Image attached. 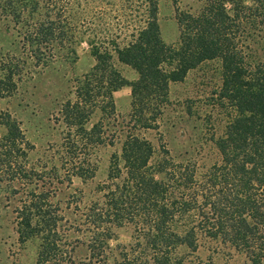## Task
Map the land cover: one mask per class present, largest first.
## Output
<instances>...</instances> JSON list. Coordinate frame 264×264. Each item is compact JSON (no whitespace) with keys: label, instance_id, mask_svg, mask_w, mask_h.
Returning <instances> with one entry per match:
<instances>
[{"label":"trees","instance_id":"16d2710c","mask_svg":"<svg viewBox=\"0 0 264 264\" xmlns=\"http://www.w3.org/2000/svg\"><path fill=\"white\" fill-rule=\"evenodd\" d=\"M160 1L0 0V17L22 26L20 55L0 60V99L13 96L32 69L58 61L73 66L77 47L90 48L94 66L74 79L73 97L57 113L66 131L59 162L67 178L88 177L87 148L114 145L100 134L116 120L114 94L131 91L120 150L73 229L85 234L80 257L54 200V182L62 183L56 169L30 168L33 147L15 119L0 116V184L10 198L20 195L12 208L16 233L22 243L39 242L35 264H183L178 249L195 253L206 245L264 263V0H187L183 6L173 0L179 35L173 45L161 37ZM211 61L220 65L215 105L225 120L208 139L219 162L198 173L194 163L174 161L165 146L156 156L142 131L157 130L170 84ZM116 64L132 69L136 80L128 82ZM124 228L132 229L131 241L110 250L108 242Z\"/></svg>","mask_w":264,"mask_h":264},{"label":"rangeland","instance_id":"374dc122","mask_svg":"<svg viewBox=\"0 0 264 264\" xmlns=\"http://www.w3.org/2000/svg\"><path fill=\"white\" fill-rule=\"evenodd\" d=\"M179 1L181 6L188 3L187 0ZM93 6V3L89 4L88 10L93 11ZM174 9L173 0L159 2L161 37L167 45L176 44L179 36ZM21 27L16 28L10 18L0 17V60L20 55ZM76 53L78 59L73 66L58 61L43 70L32 69L23 76L14 95L0 99V116L9 114L15 119L26 141L33 147L27 158L30 168L46 173H52L53 167L56 169L54 173L62 183L54 182V200L60 204L65 226H71L63 231L67 241L74 243L75 254L80 257L86 253V249L80 246L86 238L85 234L73 229L81 223L80 213L98 197L95 189L107 176L110 156L120 150L122 131L125 130L122 125L129 114L131 91L129 87H124L114 94L116 120L111 121L107 128L103 126L100 134L106 140H113L114 145L87 148L84 154L89 166L84 169H92L88 177L67 178L59 162V156L64 153L61 144L66 131L57 113L64 99H72L74 79L88 73L95 63L87 44L79 45ZM116 69L128 82L137 78L129 67L116 64ZM220 84V65L217 61L202 63L188 72L182 82L170 84L169 105L162 110L157 130L142 131L156 156L160 147L165 146L174 161H190L195 164L198 173L219 162V153L208 139L211 131L219 135L224 125L225 114H221L222 110L215 105ZM98 117L99 114L95 113L91 122H96ZM2 133L4 128L0 126V135ZM7 189L5 184H0V264H35L39 242L19 241L12 208L20 195L10 198ZM132 235L131 228L118 230L114 240L108 242L110 250L127 245ZM175 255L182 257L183 264H251L241 251L224 249L220 245H206L195 253L178 249Z\"/></svg>","mask_w":264,"mask_h":264}]
</instances>
